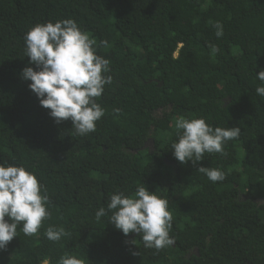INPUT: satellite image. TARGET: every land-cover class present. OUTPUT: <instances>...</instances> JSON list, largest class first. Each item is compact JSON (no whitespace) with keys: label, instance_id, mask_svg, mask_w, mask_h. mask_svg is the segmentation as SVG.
Returning a JSON list of instances; mask_svg holds the SVG:
<instances>
[{"label":"trees","instance_id":"16d2710c","mask_svg":"<svg viewBox=\"0 0 264 264\" xmlns=\"http://www.w3.org/2000/svg\"><path fill=\"white\" fill-rule=\"evenodd\" d=\"M64 19L110 62L112 83L96 98L105 115L85 136L70 120L57 124L21 77L26 66L38 70L25 33ZM210 45L220 52L210 55ZM260 70L264 0H0V163L34 173L51 213L34 236L18 227L0 264H59L65 254L85 264H264ZM181 116L241 134L223 154L180 164L171 144ZM200 167L226 178L213 183ZM141 186L168 200L174 245L147 249L139 234L115 229L111 213L96 219L112 194ZM49 226L68 235L49 241Z\"/></svg>","mask_w":264,"mask_h":264},{"label":"clouds","instance_id":"9594fccd","mask_svg":"<svg viewBox=\"0 0 264 264\" xmlns=\"http://www.w3.org/2000/svg\"><path fill=\"white\" fill-rule=\"evenodd\" d=\"M213 27L216 36L221 37L223 25L214 22ZM95 43L73 19L36 24L24 36L25 57L38 70L26 66L22 79L31 82L30 91L41 107L50 110L49 116L57 124L70 120L79 136L96 131L97 122L105 115L96 98L112 83V77L107 75L110 62L97 54ZM100 43L108 46L106 41ZM209 47L212 56L220 52L216 45ZM255 77L264 85V70ZM255 92L264 97V86L257 87ZM175 129L177 140L171 144V151L180 164L199 162L206 153L223 154L225 144L241 134L239 127L213 128L204 118L183 116L176 119ZM198 171L213 183L226 178L219 168L200 167ZM48 203L43 185L34 173L23 166L0 163V250L17 237L18 227L26 236L38 234L43 221L51 216ZM168 208L166 198L141 186L134 195L112 194L107 206L99 207L95 217L99 220L111 213L109 223L115 229L125 236L137 233L145 248L160 250L175 243L170 236L173 216ZM45 235L49 241L58 242L68 233L62 227L49 226ZM59 264H85V260L65 254Z\"/></svg>","mask_w":264,"mask_h":264},{"label":"flooded vegetation","instance_id":"af4514ba","mask_svg":"<svg viewBox=\"0 0 264 264\" xmlns=\"http://www.w3.org/2000/svg\"><path fill=\"white\" fill-rule=\"evenodd\" d=\"M145 146H147V144H146ZM148 146L150 147V149L152 148V147H151V146H152L151 144H148Z\"/></svg>","mask_w":264,"mask_h":264}]
</instances>
